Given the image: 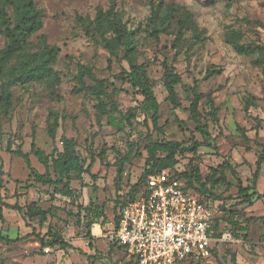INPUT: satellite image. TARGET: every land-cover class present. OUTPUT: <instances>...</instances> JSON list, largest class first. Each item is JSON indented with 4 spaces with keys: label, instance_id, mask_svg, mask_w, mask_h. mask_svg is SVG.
<instances>
[{
    "label": "rangeland",
    "instance_id": "1",
    "mask_svg": "<svg viewBox=\"0 0 264 264\" xmlns=\"http://www.w3.org/2000/svg\"><path fill=\"white\" fill-rule=\"evenodd\" d=\"M33 1L41 10L42 26L28 35L23 50L33 53L56 46L58 52L52 67L58 81L51 87L45 81L14 85L10 88L9 103L0 100V156L4 171L0 204L7 209L0 218V229L11 236L16 229L20 236L10 243L0 240V264H119L122 249L112 247L104 237H96L97 224L93 226L94 234L91 231L92 245L89 246L83 224L76 221L80 209L76 205L104 204L110 220L117 192L126 191L143 171L146 145L159 141H176L185 148L176 153L175 163L170 166L176 173L198 168L204 179L212 168L227 161L233 166L241 186L253 187L248 190L252 195L247 202L238 192L237 180L227 170H224L226 181L215 186L205 185L223 214L221 228L223 233L229 234V239L199 264H264V244L260 241L264 232V160L258 178L252 179L255 161L264 149V0ZM160 1V14L165 13L166 5L172 6L171 20L166 32L159 33L156 39L150 35L153 28L158 27L149 20L150 6L157 8ZM109 8H113L130 33L132 59L145 66L152 82L159 102L157 127L143 111L142 96L127 82L114 77L121 68L128 67L123 48L118 47L117 57L111 56L100 42L99 31L93 23L97 11L105 14ZM185 11L193 15L198 29L204 30L201 40L188 29L180 39L174 38L178 29L176 20L183 19ZM88 22L89 34L84 30ZM231 30L240 32L239 42L253 48L254 52L239 54L227 44L226 32ZM105 36H112L108 27H105ZM5 43L6 38L0 34V48ZM163 59L181 76V82L174 86L177 107L166 100ZM16 61L14 58L8 65ZM213 68L218 72L205 78L207 70ZM80 70L86 86L96 87L98 82L104 86L99 96L82 89L77 79ZM194 81L197 91L204 94L198 109L201 122L207 124L210 133L209 145L201 143L203 138L195 131L196 124L188 110ZM208 92L217 107L216 117L206 104ZM126 113L130 121L123 120L122 130L107 124L108 114L124 119ZM48 131L55 132L54 141ZM32 133L35 144L45 153L51 152L53 144L60 147L59 137L64 135L75 140L76 150L86 164L90 154H94L90 172L95 177L84 174L83 187L72 182L81 192L74 203L59 189L28 179L25 160L6 152L8 139L12 148L20 144L22 150L28 152ZM127 153L130 158L124 164L122 181L117 188L115 162ZM30 161L38 172H44L43 165L33 154ZM33 201L50 208L46 222L40 223L38 217L28 218L24 206L17 212L3 205L15 202L24 205ZM47 224L58 230L73 247L41 246L39 236L47 232ZM26 227L39 232L38 237L35 234L24 236L22 232ZM43 247H49V251L44 252Z\"/></svg>",
    "mask_w": 264,
    "mask_h": 264
},
{
    "label": "trees",
    "instance_id": "2",
    "mask_svg": "<svg viewBox=\"0 0 264 264\" xmlns=\"http://www.w3.org/2000/svg\"><path fill=\"white\" fill-rule=\"evenodd\" d=\"M160 5L161 1L158 3V7L151 5L152 10L151 16L149 18L150 22L153 25H158V27L153 28L150 35L158 39L159 33H165L167 28L170 25L171 20V10L172 6L170 4L165 6V13L160 14ZM93 23L96 29L99 31L100 42L102 43L105 50L113 57H117V49L119 46L123 48V57L128 63L127 68H121L120 72L115 74V78L121 80L122 82H127L130 87L139 93L143 98V111L150 116L151 122L154 127H157L158 122V112H159V102L157 101L153 89L152 82L146 73V68L143 64H139L132 59V38L130 33L127 31L125 26L121 23L119 16L113 11V8L104 14L100 10L96 12ZM176 23L178 29L176 31L175 39L178 40L183 35L185 29L191 30V32L201 40L203 36V29L199 30L198 25L193 20V15L189 11H185L183 19H177ZM89 22L85 24L84 30L85 33L89 34ZM42 26L41 20V10L36 8L33 0H0V34L6 38V43L4 47L0 48V78L3 79V82L0 84V100L3 103H9L11 99V90L10 88L14 85H20L30 82H41L45 81L48 85H54L58 78L53 70V63L57 56L58 48L56 46H51L44 48L40 52H27L23 50V45L26 38L31 33L39 30ZM264 26V24H263ZM105 27L109 28L110 38L105 36ZM238 34H241L238 31H228L226 32L225 42L233 47V49L239 54H250L254 52L253 48L249 46L245 47L244 44L240 43L238 40ZM240 37V36H239ZM17 58V61L8 65L9 62ZM110 63V59L108 60ZM163 68V85L167 92L166 100L172 103L174 106H178V99L175 94L174 86L181 82V76L176 72L175 67L169 66L165 59L161 62ZM218 70L213 68L212 71L207 70L205 78L210 74H216ZM84 73L80 70L78 72L77 79L81 83L82 89L90 90L92 93L99 96L102 93L104 86L98 82L97 86H86L83 83ZM191 97L190 103L188 106L189 114L191 119L195 122V131L199 132L203 138L202 142L204 145H209L210 133L207 128V124H203L200 119L199 105L202 98L204 97L203 92L197 91V82L194 81L193 86H191ZM206 104L212 110L213 117H216L217 107L215 106L211 93L208 92L206 95ZM130 112L128 113V115ZM127 113L125 118L116 119L112 114L107 115V124L109 126L115 127L117 130H122L124 123L123 120L126 119L127 122L130 121ZM258 122L256 123V129L258 128ZM160 130V129H159ZM48 134L52 141L55 140V132L48 131ZM32 133V137H33ZM60 147L55 144L52 145L50 153H45L40 149L36 144L34 137L31 139L30 147L28 152L22 150L21 145L18 144L16 148H12V143L10 139L7 140L5 150L10 155H18L22 157L29 169L28 179L36 184L42 186L51 187L52 189H59L62 194H64L69 202L74 203L77 198L81 195L79 189L72 186V182L76 181L79 183L80 187L85 185L83 178L84 174H89L92 178L95 177L94 174H91L90 169L95 160L94 154H90V160L86 164V161L81 158L79 153L76 150V142L73 138L66 137L61 135L59 137ZM200 145V142H196ZM147 156L145 158L144 168L140 176L130 183V186L126 191L121 190L117 192L116 197L112 203L111 208V219H107V211L105 210L106 206L95 205L83 206L77 204L79 211L78 215V224H83L85 236L88 239L89 246L92 245L91 239V227L93 223H99L104 225L107 222H111L113 227H115L119 220V215L122 207L128 202L135 198L139 186L144 182L145 178L156 171L161 169H166L170 172H173L175 176L180 179H183L185 182V188L197 195L201 200H204L209 206L213 209L214 217L212 220V229L213 236L219 237L223 233L221 228V221L223 219L222 212L218 209L216 200L211 196L210 192L205 188L206 184L215 186L220 181H226L224 170L230 172V174L238 182V192L242 193L245 196V201L249 202L251 193L248 194V187L243 188L239 181V178L234 172L233 166L227 162L223 161L216 168H212L210 174L202 179L199 174L198 168H193L189 172H179L171 170L170 166L175 163V155L178 151H184L185 148L180 147V143L176 141H159L151 142L146 145ZM30 154H33L36 159L43 165L44 172H38L32 165L30 161ZM159 154H162V157H159ZM102 155V152L99 154ZM130 153H127L119 160L115 162L116 166V175L114 183L119 187L120 182L122 181L124 164L129 161ZM264 160V149L258 154L255 161V170L252 174V179L255 181L258 178L259 172L261 170V164ZM3 160L0 156V193L3 190ZM122 188V187H121ZM254 193V190H252ZM6 207L16 210L18 212L22 211V206L17 202L14 204H3ZM25 215L32 219L38 217L39 222L46 221L47 215L50 211L48 209H42L37 205L35 201L30 202L24 206ZM0 218H2V208L0 206ZM30 235V234H29ZM38 235V234H37ZM36 235V236H37ZM28 237V235L26 236ZM38 237V236H37ZM51 237V238H50ZM10 239L7 236H3L0 232V240L5 241L6 243L13 242L17 240ZM260 241L264 244V232L260 236ZM40 245H48L53 247L59 245L61 248L73 247L71 244H68L58 232V230L52 229L50 224L47 226V232L43 236H39ZM224 242V241H223ZM221 242V243H223ZM221 243H214L213 247L210 249L208 256H197L196 258L192 256L189 260V264H199L202 260L211 256L215 253L218 246ZM111 246H116L111 243Z\"/></svg>",
    "mask_w": 264,
    "mask_h": 264
},
{
    "label": "built area",
    "instance_id": "3",
    "mask_svg": "<svg viewBox=\"0 0 264 264\" xmlns=\"http://www.w3.org/2000/svg\"><path fill=\"white\" fill-rule=\"evenodd\" d=\"M213 209L185 188L183 179L166 169L149 174L113 227L99 226L96 237L122 249L119 264H189L192 256H208L214 243ZM44 252L49 247H43Z\"/></svg>",
    "mask_w": 264,
    "mask_h": 264
},
{
    "label": "crops",
    "instance_id": "4",
    "mask_svg": "<svg viewBox=\"0 0 264 264\" xmlns=\"http://www.w3.org/2000/svg\"><path fill=\"white\" fill-rule=\"evenodd\" d=\"M0 197H1V194H0ZM30 203V202H29ZM10 204V203H9ZM14 204V203H13ZM26 204H28V203H25L24 205H22V204H19L20 206H25ZM37 205L38 206H40L38 203H37ZM0 206H1V204H0ZM41 207V206H40ZM1 208H2V214L4 215V213L6 212V208H4V206H1ZM42 209H46V208H43V207H41ZM16 211V210H15ZM18 212V211H17ZM34 218H36V217H34ZM33 219V218H32ZM39 221V220H38ZM46 222V221H45ZM21 223L23 224L24 222H23V220H21ZM30 223H32V222H30ZM108 223V222H107ZM33 224V223H32ZM95 224H97L98 226H101V227H105L104 225H101V224H99V223H93V225H92V227H91V231L93 232V226L95 225ZM47 226H48V224L46 225V231H47ZM44 229V228H43ZM17 230L15 229V235L14 236H11L8 232H5V231H3V230H1L0 229V232H1V234L3 235V236H7L8 238H10V239H15V238H19L20 236H18V234H17V232H16ZM39 231H43V233H45L44 232V230H39ZM23 233V235L24 236H31V234H38L39 232H35L34 230H32V229H29L28 227H26L25 228V230L22 232ZM30 234V235H29ZM93 234H94V232H93ZM16 241V240H15Z\"/></svg>",
    "mask_w": 264,
    "mask_h": 264
}]
</instances>
